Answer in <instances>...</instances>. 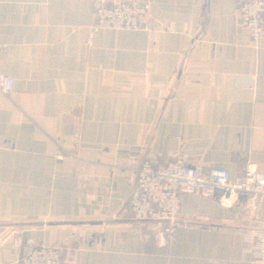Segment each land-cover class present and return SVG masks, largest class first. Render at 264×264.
<instances>
[{
	"label": "crops",
	"instance_id": "1",
	"mask_svg": "<svg viewBox=\"0 0 264 264\" xmlns=\"http://www.w3.org/2000/svg\"><path fill=\"white\" fill-rule=\"evenodd\" d=\"M240 1L154 0L153 35L89 44L92 0H0L15 81L0 94V264L27 241L74 264H253L263 198L183 194L168 255L129 211L144 160L232 178L264 166V38L240 25Z\"/></svg>",
	"mask_w": 264,
	"mask_h": 264
},
{
	"label": "built area",
	"instance_id": "2",
	"mask_svg": "<svg viewBox=\"0 0 264 264\" xmlns=\"http://www.w3.org/2000/svg\"><path fill=\"white\" fill-rule=\"evenodd\" d=\"M153 5L154 0H92L95 24L90 29L88 43L92 44L97 34L107 30L153 35ZM238 11L239 23L250 38L255 42L264 38V0H241ZM6 53L7 46L0 43V61ZM14 92V79L0 71V94L12 96ZM219 193L229 196L243 193L264 199V166H249L243 174L232 178L222 168L204 169L179 161L161 165L144 160L136 170L129 211L136 222L159 226L155 246L168 255L180 228L181 196L195 194L213 198ZM247 243L250 245L247 252L254 257L253 264H264V234L249 237ZM15 264H74V253L72 249L27 241Z\"/></svg>",
	"mask_w": 264,
	"mask_h": 264
}]
</instances>
